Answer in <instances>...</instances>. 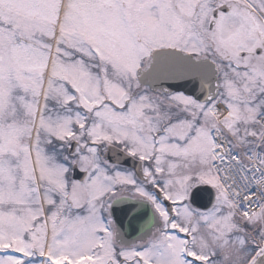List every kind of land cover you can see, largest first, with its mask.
I'll list each match as a JSON object with an SVG mask.
<instances>
[{"label":"snow or ice","instance_id":"1","mask_svg":"<svg viewBox=\"0 0 264 264\" xmlns=\"http://www.w3.org/2000/svg\"><path fill=\"white\" fill-rule=\"evenodd\" d=\"M0 264H264V0H0Z\"/></svg>","mask_w":264,"mask_h":264}]
</instances>
